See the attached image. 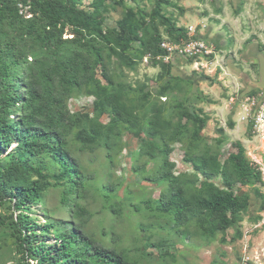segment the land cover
Segmentation results:
<instances>
[{"label":"rangeland","instance_id":"rangeland-1","mask_svg":"<svg viewBox=\"0 0 264 264\" xmlns=\"http://www.w3.org/2000/svg\"><path fill=\"white\" fill-rule=\"evenodd\" d=\"M78 1L84 9L92 10L94 0ZM156 1L160 13L177 27H193L192 37L205 41L211 53L196 62L173 55L167 69V61L149 51L148 20ZM102 6L107 28L115 27L126 11H131L137 37L143 40V44L132 42L124 54L116 51L106 57L109 74L125 88L129 85L140 95L148 94L147 104L162 107L163 116L172 123H186L187 127L174 132L181 141L167 135L153 139L157 147L163 141L168 144L172 175H178L186 195L190 196L203 179L184 160L186 152L196 155L208 151L221 162L244 154L257 165L259 179L248 185L237 181L229 184L234 194L248 196L247 210L224 232L204 236L196 220L176 226L171 215L157 208L156 200L166 193L167 182L158 178V152L153 159L139 154L141 141L148 139L139 120L137 133L126 131L112 137L109 148H83L70 135L67 146L85 179L84 190L76 200L88 212L81 218V232L122 251L137 264H264V122L254 132L250 117L242 118L247 98L264 96V0H103ZM244 9L249 15L239 16ZM153 25L161 39L172 40L164 20L157 17ZM120 55L128 56L130 64ZM96 73L99 75L98 70ZM93 100L79 90L68 97L67 105L71 112L94 117ZM179 102L184 108H177ZM182 111H200L199 115L205 116L197 140L189 134L195 125ZM16 118L10 115L12 121ZM98 120L105 124L109 116L99 115ZM169 129H173L171 125ZM211 181L223 187L220 175ZM61 194L62 185L50 186L43 201H34L20 211L12 207L11 198L0 203V264H35L23 257L24 247L16 239L17 215L33 219L37 225L50 219L65 221L68 226L76 223L61 204ZM23 231L44 235L40 226ZM47 235L46 242L53 243L54 236Z\"/></svg>","mask_w":264,"mask_h":264},{"label":"trees","instance_id":"trees-1","mask_svg":"<svg viewBox=\"0 0 264 264\" xmlns=\"http://www.w3.org/2000/svg\"><path fill=\"white\" fill-rule=\"evenodd\" d=\"M102 1L94 0L89 10L78 0H0V203L11 198L12 207L20 211L34 201H43L45 191L60 184V202L77 220L73 226L54 219L37 225L33 219L16 216V239L24 247L22 255L35 264H137L122 251L81 232V218L88 212L76 200L85 179L67 146L70 135L83 148H109L112 137L126 131L137 133L139 120L148 138L141 141L139 154L153 159L157 151L161 158L158 178L167 182L166 193L156 200L157 208L171 215L176 226L196 220L204 236L224 232L247 210L248 196L234 194L229 184L248 185L259 179L257 165L244 154L221 162L208 151L186 152L184 160L203 178L199 187L186 195L178 175H172L168 144L163 141L157 147L153 142L163 135L181 141L174 132L187 127L186 123H172L163 116L162 107L147 104L148 94L140 95L129 85L125 88L109 74L106 57L116 51L124 54L132 42L143 44V40L137 37L135 16L129 10L115 27L107 28ZM159 6L156 1L148 20L149 51L163 57L166 51L160 47L163 39L153 25L155 18L168 24L171 42L185 41L188 36L185 29L160 13ZM65 34L70 37L64 38ZM119 57L130 64L128 56ZM166 64L169 69V59ZM79 90L94 98V117L69 110L67 99ZM176 106L184 108L182 102ZM199 112L181 113L195 125L189 134L196 140L206 121ZM102 114L109 116L105 124L98 120ZM10 115H16V120ZM170 125L175 130H170ZM216 175L221 176L222 188L211 181ZM31 226H40L44 235L25 234L23 229ZM48 233L54 236L51 244L46 242Z\"/></svg>","mask_w":264,"mask_h":264},{"label":"built area","instance_id":"built-area-1","mask_svg":"<svg viewBox=\"0 0 264 264\" xmlns=\"http://www.w3.org/2000/svg\"><path fill=\"white\" fill-rule=\"evenodd\" d=\"M193 27L187 28V40L181 41L179 43L171 42L167 40H162L160 42V47L166 51V55L162 57L164 61H168L173 55H178L185 58H192L194 62L197 58H201L204 55L211 53V49L205 41L200 38L192 37ZM248 106L245 107V118L250 117V123L252 125L253 131L255 132L261 127L264 122V96L262 97H248Z\"/></svg>","mask_w":264,"mask_h":264},{"label":"crops","instance_id":"crops-1","mask_svg":"<svg viewBox=\"0 0 264 264\" xmlns=\"http://www.w3.org/2000/svg\"><path fill=\"white\" fill-rule=\"evenodd\" d=\"M244 15L245 16L249 15V11L247 9H244L242 14L241 13L239 14V16H241V17H243ZM239 16H238V18H239Z\"/></svg>","mask_w":264,"mask_h":264}]
</instances>
